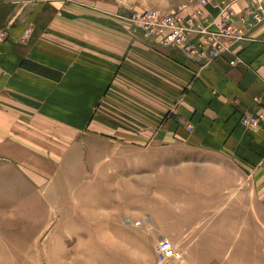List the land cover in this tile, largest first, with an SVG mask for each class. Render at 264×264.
Masks as SVG:
<instances>
[{
  "label": "crops",
  "instance_id": "1",
  "mask_svg": "<svg viewBox=\"0 0 264 264\" xmlns=\"http://www.w3.org/2000/svg\"><path fill=\"white\" fill-rule=\"evenodd\" d=\"M113 1L0 0V164L43 176L93 166L84 184L113 159L134 167L145 152L192 151L194 160L170 165L182 174L169 180L163 210L143 218L148 226L163 213L160 238L197 264L186 257L196 260L207 233L210 246H231L252 228L253 202L264 214V25L234 55L202 63L146 38L115 16L123 3ZM139 195L131 185L133 204Z\"/></svg>",
  "mask_w": 264,
  "mask_h": 264
},
{
  "label": "rangeland",
  "instance_id": "2",
  "mask_svg": "<svg viewBox=\"0 0 264 264\" xmlns=\"http://www.w3.org/2000/svg\"><path fill=\"white\" fill-rule=\"evenodd\" d=\"M90 1L98 6L99 0ZM119 1L123 9L115 16L150 40L154 38L132 19L171 12L155 7L160 0ZM113 2L107 0L108 5ZM152 156L145 152L134 167L116 165L114 159L107 168L100 163L88 178L91 181L84 184L78 181L93 166L65 165L59 174L43 176L40 172L45 168L0 164V264H158L154 249L162 239L163 213L148 226L149 218L144 219L143 214L163 210L169 180L182 174L179 167L170 166L173 160L192 161L195 156L192 151L175 155L159 151ZM131 185L139 187L140 205L136 199L132 202ZM169 186L170 194L173 186ZM250 226V230H237V239L227 247L210 246L212 235L207 233L197 261L193 255L186 260L197 264H264V214L254 202ZM180 255V260L168 264L184 262Z\"/></svg>",
  "mask_w": 264,
  "mask_h": 264
},
{
  "label": "built area",
  "instance_id": "3",
  "mask_svg": "<svg viewBox=\"0 0 264 264\" xmlns=\"http://www.w3.org/2000/svg\"><path fill=\"white\" fill-rule=\"evenodd\" d=\"M188 1L189 6L178 12L147 13L134 17L131 22L140 24L160 47L179 50L202 63L226 54L234 55L235 47L251 41L253 33L264 25V0H247L241 10L234 1L222 0L214 5V15L208 9L212 0ZM6 39L7 33L0 30V42ZM231 64H235V60H231ZM243 120L257 124V119L244 117ZM155 253L158 264L181 259L166 238L159 241Z\"/></svg>",
  "mask_w": 264,
  "mask_h": 264
}]
</instances>
